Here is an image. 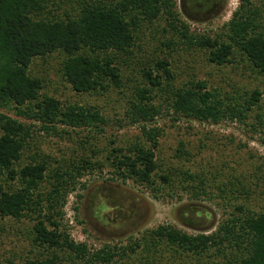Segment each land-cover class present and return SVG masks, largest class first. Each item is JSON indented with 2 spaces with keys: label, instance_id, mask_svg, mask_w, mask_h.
<instances>
[{
  "label": "trees",
  "instance_id": "obj_1",
  "mask_svg": "<svg viewBox=\"0 0 264 264\" xmlns=\"http://www.w3.org/2000/svg\"><path fill=\"white\" fill-rule=\"evenodd\" d=\"M67 1L0 0V107L15 108L20 115L32 119V123H40L35 127L0 111V214L18 220L33 219L32 242L44 250L41 257L9 264H64L65 257L76 263L111 264L125 249L134 250L116 245L94 249L87 242L76 241L62 227L70 192L78 184L84 188L86 184L80 179L107 164L111 179L131 180L156 197L164 193L172 199L175 194L196 200L219 196L228 202L244 193L238 177V186L231 185L234 182L225 184L220 178L216 184L226 187L216 195L213 173L190 167L159 172L156 149L162 130L155 122L163 113L164 104H157L155 99L163 95L167 113H172L174 119L185 116L219 123L225 119L244 120L254 105H261L260 90H254L249 97L246 92L242 103L209 87L205 80L179 85L174 80L170 60L152 56L141 69L144 86L136 89V97L130 100L125 116L128 122L140 125L142 140L125 149L113 147L106 157L107 163L85 154L52 168L46 154L34 153L31 161L22 163L37 128L63 137L76 129L103 131L102 125L109 120L97 105L64 104L54 96L42 97L44 82L32 75L30 66L35 58L58 52L63 55L61 73L75 91L100 92L113 85L119 87L122 66L129 67L131 62L146 57L137 55L141 53L140 32L165 21L164 34L173 30L176 34L163 40L164 45L174 48L177 37L186 47L205 49L208 60L217 65L231 63L235 54L240 53L264 74V2L239 0L225 31L212 36L192 29L178 10L179 0H81L79 8L64 7L62 4ZM180 2L188 17L214 9V2L209 0ZM216 3L217 0L215 6ZM87 137V142L79 140L81 145L88 143ZM178 152L187 154L188 150L181 144ZM43 182L50 183L47 190H42ZM178 186V192H174ZM228 186L236 190L225 192ZM234 207L236 212L211 233L194 234L174 224H161L146 231L143 243L149 248L163 245L176 252L200 256L215 248L212 264H264V210Z\"/></svg>",
  "mask_w": 264,
  "mask_h": 264
},
{
  "label": "rangeland",
  "instance_id": "obj_2",
  "mask_svg": "<svg viewBox=\"0 0 264 264\" xmlns=\"http://www.w3.org/2000/svg\"><path fill=\"white\" fill-rule=\"evenodd\" d=\"M80 1L68 0L67 5L65 2L62 5L79 8ZM209 1L214 2V9L190 17L183 13L180 0L178 10L190 22L194 31L214 36L215 33L225 31V24L238 8L239 0H217L216 6L215 0ZM253 1L258 4L264 2ZM165 23L159 21L140 32L141 48L138 52L141 53L137 55L146 57L131 62L129 67L122 66L124 68L119 87L112 84V87L100 92L75 91L61 73L60 62L63 55L58 52L37 57L30 66L32 75L41 77L44 82V88L40 91L42 97L54 96L64 104L97 105L109 120L106 125H102L103 131L76 129L75 133L63 137L37 128V134L28 145L22 163L31 161L34 153L46 154L50 156L52 168L85 154L91 155L93 160H104L107 163L106 157L113 147L125 149L142 140L140 125L128 122L125 116L130 100L136 97V89L144 86L141 69L152 56H165L170 60L176 84L205 80L209 87L221 91L225 96L237 98L242 103L246 92L247 97L256 89L263 93L261 105H254L244 120L225 119L219 123L185 116L174 119L172 113H167L163 95H157L155 99L157 104L162 102L166 107L164 109V105L162 106L163 113L155 122L162 130L156 149L161 166L159 172L190 167L208 174L213 173L216 195L223 187L216 184L220 178L225 184L234 182L231 185L238 186V177L242 181L239 187L244 193H238L235 200L229 199L227 202L219 196H215V199L196 200L177 194L172 199L169 195L166 196L167 193L156 197L141 184L131 180L123 182L111 179L108 164L102 170L96 169L97 171L87 173L80 179L86 185L82 188L78 184L70 192L64 208L62 227L76 241L87 242L94 249L106 245L134 248L125 249L111 264H212L215 262V248L200 256L176 252L163 245L149 248L143 243L142 237L147 230L161 224H174L194 234L211 233L232 212H236V205L243 206L245 210H264V74L240 53L235 54L231 63L217 65L208 60L205 49L186 47L177 37L174 48L164 45L163 40L171 39L176 34L174 30L164 34L162 27ZM10 108L0 107V111L32 123V119L20 115L15 108ZM32 124L40 126L39 122L34 121ZM87 135L88 143L81 145L79 140L87 142ZM181 144L188 150L187 154L177 153ZM49 187V182H43L41 188L47 190ZM178 189L179 186L174 192H178ZM231 189L235 187L228 186L224 191L231 192ZM78 194L82 197H78ZM228 195L232 196V193ZM33 223L34 220L29 217L18 220L0 214V264L24 262L43 255L44 250L32 242ZM59 253L65 255L63 251ZM64 264L85 263H76L65 257Z\"/></svg>",
  "mask_w": 264,
  "mask_h": 264
}]
</instances>
